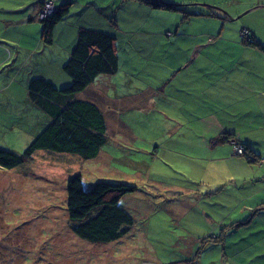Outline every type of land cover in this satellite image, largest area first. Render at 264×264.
<instances>
[{"label": "crops", "instance_id": "1", "mask_svg": "<svg viewBox=\"0 0 264 264\" xmlns=\"http://www.w3.org/2000/svg\"><path fill=\"white\" fill-rule=\"evenodd\" d=\"M14 1L16 5L0 7V21H10L21 32V37L14 39L16 58L12 69L20 72L22 66L34 64L30 77L36 72L58 87L70 81L62 66L80 27L117 37V72L99 77L85 90L89 91L87 98H81L95 101L106 113L145 106L158 115V134L151 136V141L143 137L147 145L139 149L144 155L132 161L142 171L139 174L146 175L153 195L164 194L165 201L173 199L170 222L175 224L182 219L192 223L197 215L193 211L196 201L187 193L188 187L172 179H177L181 170L190 173L188 181L217 184L226 171L222 163L233 151L232 143L221 141L220 135H239L242 117L248 118L251 135L264 129V0H54L56 6L71 1V8L56 26L51 47H46L41 38L43 0ZM158 2L180 6L172 9ZM242 26L248 27L261 45L241 41ZM67 33L64 42L62 36ZM60 41L62 48L58 49ZM7 49L10 56L14 55L12 47ZM49 50L59 53L51 61L52 70L47 72ZM7 61L8 56L4 55L0 66ZM120 87L128 88L129 93L114 94ZM113 121L114 126L130 131L125 121ZM190 129L195 132L189 133ZM250 133L241 134V139L249 142ZM135 170L119 178L133 180ZM182 194L186 196L181 198ZM248 209L243 208L245 213ZM262 211L254 212L244 226L254 224L256 229L246 233L247 237L257 235L264 242ZM244 214L231 220L243 219L247 216ZM183 227L191 232L187 224ZM182 236L188 244L193 242L189 249L184 246V251L189 252L195 236Z\"/></svg>", "mask_w": 264, "mask_h": 264}, {"label": "rangeland", "instance_id": "2", "mask_svg": "<svg viewBox=\"0 0 264 264\" xmlns=\"http://www.w3.org/2000/svg\"><path fill=\"white\" fill-rule=\"evenodd\" d=\"M16 4L14 0H0V7ZM15 27L8 20L0 21V61L4 55L8 56V61L0 66V147L23 153L50 119L28 94L29 81L34 78L30 77L35 70L34 64L22 66L20 72L12 69L16 58L14 39L21 37L20 29ZM68 35L62 36L64 42H67ZM7 47H12L14 55H9ZM57 47L62 48L61 41ZM58 53V50H49L46 55V63L50 61L47 72L52 70L51 61L58 57ZM114 92L119 96L129 93L128 88L123 87ZM88 93L85 91L79 96L87 98ZM106 116L110 132L120 134L124 132L118 124L119 130L113 126L112 116L136 129L145 128L136 125V121H153L155 125L151 129L157 128L160 122L156 113L108 111ZM242 126H245L243 121ZM143 137L151 141V135ZM122 143L124 146L115 152L117 158L107 163L86 160L73 152L41 148L28 163L10 169L0 165V264H264V255H261L264 242L259 241L257 235L246 237L242 232L244 226H240L242 228L235 234L228 235L226 246L222 236L218 235L221 231L217 227H208L206 221L209 217L204 214L200 203L193 208L197 215L192 223L182 219L171 223L169 214L164 211L166 196L153 195L146 175L137 170L131 182L137 184L138 189L120 201L133 213L135 243L127 236L111 244H91L78 236L73 231L67 208V180L71 175L82 173L87 186L99 180L120 182L119 177L136 169L132 160L144 155L139 146L147 145L143 139L137 143L122 140ZM249 143L258 152H264V139L252 138ZM207 196L210 198L211 195ZM184 223L191 232L183 227ZM142 227L146 230L144 234L139 232ZM255 228L250 224L246 229ZM260 228L264 229V226L260 225ZM186 233L196 239L189 252L184 251V246L186 244L189 249L193 242L188 244L185 238L183 240L182 235ZM128 244L134 249H128ZM224 247L227 249L225 253L222 252Z\"/></svg>", "mask_w": 264, "mask_h": 264}, {"label": "trees", "instance_id": "3", "mask_svg": "<svg viewBox=\"0 0 264 264\" xmlns=\"http://www.w3.org/2000/svg\"><path fill=\"white\" fill-rule=\"evenodd\" d=\"M156 4L172 9L180 6L166 2ZM70 6L71 1L60 6L55 5V11L42 19L41 38L47 45L46 47L55 42V28L69 14ZM249 36V40L243 38V41L261 45L258 39L251 36V31ZM240 40L242 41V36ZM262 48L264 49V47ZM118 67L117 37L102 30L80 27L70 56L62 66L71 82L58 87L53 81L37 75L36 72L32 76L34 78L31 77L32 79L29 81V97L37 107L47 112L49 123L23 153L0 147V165L10 169L28 163L33 159L35 151L41 148L73 152L86 160L94 159L107 163L117 158L115 152L124 146L122 140L130 139L134 142L143 139L144 135H157L158 128L151 129L154 126L153 122L145 120L135 122L136 125L145 127L143 129H136L126 122L131 128L130 131L121 129L124 134L116 131L110 132L105 109L95 101L79 96L99 77L115 74ZM149 110L151 108H145V106L129 107V112L135 113H152ZM242 121L245 126L240 128L239 135L235 133L220 135L221 141L232 143L233 151L230 157L222 163V168L226 171L224 175H221V178L217 179V184L212 185L209 182L193 179L188 181L190 173H184L181 170H179V177L172 179L182 183L180 186L188 187L187 193L192 196L196 204H201L204 214L209 217V220L206 221L208 227H217L221 231L218 235L222 236L226 246L228 235L235 234L236 230L242 228L240 226L250 222L254 212H263L262 210H264V155L262 154L264 152L261 150L262 153L258 152L248 140L244 141L240 137L241 134L249 136L251 132V139L255 138L258 141L264 139V129L257 130L254 132L255 135H251L252 131L247 129L248 118L242 117ZM114 127L119 130L118 126ZM188 132L195 131L190 129ZM236 144L241 145L243 151L238 152ZM151 158L148 160L150 164ZM135 164L137 163L135 162ZM172 167L175 169L174 166ZM244 176L247 178L242 180ZM137 189V184H132L131 180L125 178H121L120 182L99 180L91 186H87L82 173L71 175L67 180V208L73 221V231L91 244H111L127 236L131 237L133 242L136 241L132 234L134 229L133 213L127 208L126 210L120 201ZM207 195H211L210 198ZM180 196L182 198L183 194ZM172 200L167 199L164 203V211L169 214L170 218ZM247 207L249 209L245 213L246 210L244 211L243 208ZM147 209L149 210L150 207ZM242 214L247 216L240 220H231L235 215ZM229 221L232 222L226 223ZM248 226H244L242 229H245L244 233L249 232V229H246ZM139 232L144 234L146 230L142 227ZM245 236L247 237V235ZM127 248L134 249L129 244ZM226 251L227 249L224 247L222 252Z\"/></svg>", "mask_w": 264, "mask_h": 264}, {"label": "built area", "instance_id": "4", "mask_svg": "<svg viewBox=\"0 0 264 264\" xmlns=\"http://www.w3.org/2000/svg\"><path fill=\"white\" fill-rule=\"evenodd\" d=\"M43 3L44 4H43V6L41 8V11H40V17H42V19L44 17L48 16L49 14H52L55 11V9H56L53 0H46V1L44 0ZM240 35L242 36V39L244 38L246 40H249L250 39V36H249L250 35V31H249V29L247 27H243L241 29V34ZM236 149H237L238 152L243 151L242 150V146L239 145V144H236Z\"/></svg>", "mask_w": 264, "mask_h": 264}, {"label": "water", "instance_id": "5", "mask_svg": "<svg viewBox=\"0 0 264 264\" xmlns=\"http://www.w3.org/2000/svg\"><path fill=\"white\" fill-rule=\"evenodd\" d=\"M41 21H42V17H40Z\"/></svg>", "mask_w": 264, "mask_h": 264}, {"label": "bare ground", "instance_id": "6", "mask_svg": "<svg viewBox=\"0 0 264 264\" xmlns=\"http://www.w3.org/2000/svg\"><path fill=\"white\" fill-rule=\"evenodd\" d=\"M242 232H244V230H242Z\"/></svg>", "mask_w": 264, "mask_h": 264}]
</instances>
